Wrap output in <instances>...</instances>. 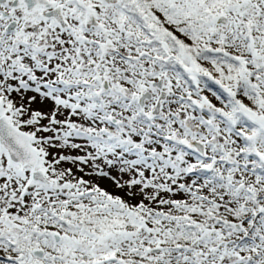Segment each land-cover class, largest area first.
Listing matches in <instances>:
<instances>
[{
	"label": "snow or ice",
	"instance_id": "1",
	"mask_svg": "<svg viewBox=\"0 0 264 264\" xmlns=\"http://www.w3.org/2000/svg\"><path fill=\"white\" fill-rule=\"evenodd\" d=\"M0 264H264V0H0Z\"/></svg>",
	"mask_w": 264,
	"mask_h": 264
}]
</instances>
